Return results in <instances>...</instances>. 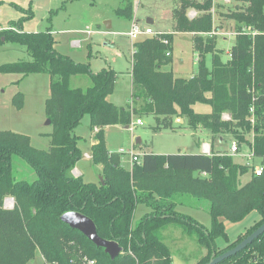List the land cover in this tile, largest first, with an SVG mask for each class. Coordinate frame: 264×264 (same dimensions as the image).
<instances>
[{"label":"trees","instance_id":"1","mask_svg":"<svg viewBox=\"0 0 264 264\" xmlns=\"http://www.w3.org/2000/svg\"><path fill=\"white\" fill-rule=\"evenodd\" d=\"M246 2L243 9L231 14L238 33L230 58L224 61L216 51L214 35L196 34L212 30V13H202L190 24L185 13L190 6L211 10L213 0L199 5L183 0L174 10L175 29L195 34V48L201 57L198 73L187 78L172 69L164 70L163 66L172 62V55H167L172 45L156 36L142 37L135 43L132 103L127 106L109 100L115 88V70L93 72L89 62L59 52L51 26L25 31L23 22L33 17L32 9L16 5L30 15L10 21L13 28L1 30L0 37L26 46L32 59L3 63L0 72L50 76L45 110L53 131L49 148L40 149L27 134L0 130V264H28L37 252L51 264H73L78 250L99 264H173L165 237L171 225L182 228L207 249L194 263L205 264L213 252L219 255L233 248L264 223V171L256 175L253 168L250 180L242 184L240 178L250 166L236 163L227 151L213 146L209 154L144 152L129 170L120 153L108 150L105 137L106 126H129L135 115H153L159 122L157 130L174 129V117H182L192 130L208 131L213 141L230 133L240 147L247 144L264 165V0ZM133 6L134 0H123L116 14L132 19ZM244 28L257 33H241ZM162 37L172 43V33ZM207 53H213L212 69L205 64ZM79 75L90 79L87 87L71 85L72 78ZM12 102L23 108L24 94L18 92ZM199 102L211 105L212 112H196L194 105ZM226 113L230 119H224ZM86 114L94 132L92 161L100 166L104 183L86 182L72 173L82 157V137L74 129ZM14 156L35 171L33 182L17 178ZM181 195L209 201V227L178 210ZM8 197L15 202L12 208L6 207ZM139 205L150 211L134 224ZM68 211L91 218L98 234L116 240L123 252L112 259L103 247L61 219ZM253 211L260 214V220L231 242L224 220L239 222ZM219 238L227 243L222 248L217 244ZM218 264H264V233Z\"/></svg>","mask_w":264,"mask_h":264},{"label":"rangeland","instance_id":"2","mask_svg":"<svg viewBox=\"0 0 264 264\" xmlns=\"http://www.w3.org/2000/svg\"><path fill=\"white\" fill-rule=\"evenodd\" d=\"M182 1L135 0L133 18L128 19L116 14V9L121 7L123 0H0V31L10 27V21L30 15V12L22 11L16 5L24 9L31 7L33 17L23 22L24 30L37 31L50 26L58 30H64L65 32H60L57 35V40L59 41L57 46L61 52L71 55L75 61L91 62L92 69L96 72L102 68L103 64H111L116 70L122 72L119 74L120 77L117 81L114 98L117 101L122 99L123 104V102H127L130 99L131 77L128 70L130 68L129 61L133 56L132 49H134V43H132L131 39L130 42L123 35L129 32L134 21L133 19L140 21L139 23L143 26L146 24L147 18H152L154 21L152 26L150 25L152 29L157 31L170 30L173 27L175 18L173 6L176 3L177 8H179ZM189 1H193L199 5L205 0ZM246 3V0H230L229 2L228 0H213L211 10L199 9L197 6H190L186 9L185 13L189 24L197 20V17L202 13H212V30L201 31L196 34L208 37L216 29L225 32V35H214L216 39V51L220 53L223 60L225 59L224 61L230 56L229 49L235 43L236 35L234 36V34L237 32L235 21L231 18V14L236 10L243 9ZM108 21L112 22L110 29L106 27ZM87 26L93 32L100 30V28L105 29L108 35L104 37L97 34L88 37V34L85 32ZM229 33L231 34L228 35ZM3 37H0V65L7 62L32 59L26 46L5 40ZM73 38L76 41L82 39L81 45L74 43L76 46H71L70 39ZM106 39H108L110 45L104 44ZM112 44L116 46L113 47ZM172 45L173 63L165 68L171 67L177 75L187 78L197 74L200 69V56L199 51L194 46L192 34H175ZM91 48L93 51L90 50ZM204 57L206 66L208 69H212L213 53H207ZM48 76L47 73L24 76L0 72V130L12 128L13 131L29 134L32 144L40 149L49 148V134L53 131V125L51 122H48L50 119L44 113L46 111V98L50 95ZM20 77H24V79L17 82V79ZM75 77L77 78H73L71 81L72 86L87 87L90 84V79L86 78V76L79 75ZM18 92L26 93V98L24 95V106L21 109L16 108L12 102L13 97ZM130 103H132V100H130ZM194 110L198 113H211L212 107L207 103L199 102L194 105ZM136 118H138V115H135L134 119ZM141 118L144 121L143 125H130L129 128H125L126 126L122 125H109L105 127V137L110 152L119 153L120 149L129 150L134 148L136 153L143 152L142 154L145 151L157 154L178 152L199 153L202 149L196 142L198 136L207 139L208 142L212 140L211 134L208 131L203 132L206 137L200 132L198 135H195V131L188 127L182 117L180 118L183 121L178 120L179 117H177L178 119L176 117L172 118L175 124L174 129L163 128L160 130L155 128L159 122L153 115L142 114ZM162 122L165 123V121ZM92 132L90 118L86 114L80 124L74 129V133L82 137L79 141L82 157L76 167L82 172L84 181L99 183L101 175L98 171L101 168L85 155L86 153H91ZM222 135L227 139L219 143L217 138V145L223 151L228 150L230 139L233 136L230 133H223ZM249 137L252 138V135H249ZM138 138L142 140V143L139 145L137 143ZM241 145V150L232 156L236 163L250 166L249 172L240 178L241 183L245 184L250 180L253 168L261 167L262 161L257 156H252L249 159L247 154L251 153L252 149L247 144L243 143ZM120 155L123 166L127 169L131 167L130 170H132L134 161L129 152L120 153ZM13 168L17 178L20 180L33 182L37 178L35 171L30 165L18 156H14ZM72 173H74L73 170ZM9 198L11 197L5 200V204ZM178 200L179 202L181 201V204L178 205V210L181 213L193 216L206 227L210 226V203L208 200L195 198L190 195H181ZM14 205L15 202L11 206L6 204V207L12 208ZM149 211L150 209L147 206L139 205L135 212L134 224ZM260 217L257 211H253L239 222L224 220L230 241H234L240 234L245 233L248 228L260 220ZM165 237L172 251L173 264H194L207 253V249L201 247L195 238L188 236L183 232L182 228L175 225H171L165 231ZM217 244L222 248L227 243L222 238H219L217 239ZM28 264H50V262H47L37 252Z\"/></svg>","mask_w":264,"mask_h":264},{"label":"built area","instance_id":"3","mask_svg":"<svg viewBox=\"0 0 264 264\" xmlns=\"http://www.w3.org/2000/svg\"><path fill=\"white\" fill-rule=\"evenodd\" d=\"M227 1V0H226ZM230 0H228L229 2ZM191 14H193L191 12ZM135 17V16H134ZM133 23H132V26L129 30V32L127 33L129 38L131 39L132 43H134V49H132V54L134 55L135 53V43L141 39L142 37H145V36H156L158 37L159 39H161L164 43L166 44H171L170 42V39L168 37H162V34H169V32H165V31H157V30H154L152 29L150 26H142L138 20L136 19H133ZM9 29L13 28V27H8ZM85 32L87 34H92V30L90 27H87L85 29ZM236 32V31H235ZM233 33V32H231ZM231 33H229L228 35H230ZM238 31L234 34L237 35ZM241 33H251L253 35H255L257 33V31H253V30H249L247 31V29H243V31ZM226 33L219 30V29H216V30H213V32H211L209 35L210 36H213V35H225ZM75 44H80V41H74ZM171 54V51H168L167 52V55H170ZM224 119H230V115L229 114H224ZM144 124V121L142 120V118H136L132 121L131 123V126L133 125H143ZM130 126V125H129ZM202 150H203V153H206V154H209L211 152V148L209 146L208 143H203L202 144ZM240 151V145H239V142L236 140V139H232L231 140V143H230V149H229V154L231 155H234V154H237L238 152ZM129 152L132 160L135 162H140V155H138V153L135 152V149L134 148H131L129 150H126V149H120L119 150V153H127ZM253 156V152L251 151V153L248 155L249 159ZM140 157V158H139ZM264 171V165H262L261 167L259 168H254V172L256 175H261ZM14 202V200L12 198H9L7 201H6V204L8 206H11V204ZM123 252V251H122ZM72 262L73 264H99L97 259L95 258H92L86 254H84L82 252V250H78L77 254L72 258ZM51 264V263H50Z\"/></svg>","mask_w":264,"mask_h":264},{"label":"crops","instance_id":"4","mask_svg":"<svg viewBox=\"0 0 264 264\" xmlns=\"http://www.w3.org/2000/svg\"><path fill=\"white\" fill-rule=\"evenodd\" d=\"M134 3H135V0H134ZM178 6H177V4L175 3V6H173V11L177 8ZM174 14V13H173ZM14 21H16V20H14ZM140 22V21H139ZM152 23H154V21H153V19L152 18H147V22H146V24H144L143 26H152ZM175 24H176V19L174 18V22H173V27L170 29V30H165V32H169V33H172V37L175 35V34H178V33H189V34H192V36H193V43H194V33L193 32H188V31H177L176 29H175ZM9 26H10V23H9ZM111 26H112V22H110V21H108L107 22V24H106V27H107V29H110L111 28ZM88 27V26H87ZM6 29H8V28H6ZM51 29H52V34H53V36L55 37V40H56V43H55V47H56V49L59 51V52H61L59 49H58V43H59V41L57 40V35L58 34H60V32H65L64 30H58L57 28H52V26H51ZM156 29V28H155ZM25 31H28V32H32V31H36V30H26L25 29ZM37 31H39V30H37ZM128 32V31H127ZM97 34H99V35H102V36H104V37H106V35H108V32H107V30H105V29H102V28H100V30H95L94 32H92V34H88L87 36L88 37H92L93 35H97ZM128 41H130V38H129V36H128V34L127 33H125L124 35H123ZM224 39H226V37H224ZM71 41V46H73V47H75L76 45H74V41H76V39L75 38H73V39H70ZM82 40V39H81ZM80 40V45H81V43H82V41ZM172 41H173V39H172ZM131 42V41H130ZM92 43V42H91ZM91 43H90V45H91ZM113 43V42H112ZM95 44V43H94ZM105 45H110L109 43H108V39H106V42L104 43ZM171 45H172V43H171ZM234 45V44H233ZM232 45V46H233ZM112 46L114 47V46H116L115 44H112ZM194 46H195V44H194ZM91 51H93V49L91 48L90 49ZM230 50L231 49H229V55H230ZM227 52H228V50H227ZM61 53H63V54H65L64 52H61ZM90 54H92V52H90ZM67 55H69V54H67ZM171 55H172V62L170 63V64H168V65H164L163 66V69L164 70H170V69H172L171 67L170 68H165V67H168V66H170L172 63H173V45H172V51H171ZM70 57H72L71 55H69ZM199 56H200V54H199ZM73 58V57H72ZM229 58H230V56H229ZM229 58H227L226 59V61L229 59ZM74 59V58H73ZM200 59H201V57H200ZM225 60V59H224ZM130 62V68H129V70H128V73H129V75H130V77H131V85H130V99H128L127 100V102L125 101V102H123V104H122V99L120 100V101H117V100H115V98H114V96H115V93H116V85H117V81H118V79H119V77H120V73H122V72H120V71H118V70H116L113 66H111V64H107V65H102L101 67L102 68H100L99 69V71L101 70V69H103V68H111V69H113V70H115L116 71V73H117V76H116V82H115V88H114V91H113V93L109 96V100L111 101V102H113V103H115L116 105H118V106H127L129 103H130V100H131V98H132V64H133V56L131 57V60L129 61ZM89 64H90V67H91V70L93 71V72H96V71H94L93 69H92V66H91V62H89ZM173 70V69H172ZM98 72V71H97ZM9 74H15V75H17L18 73H9ZM39 74V73H38ZM20 75H22V74H20ZM193 76V75H192ZM73 78H77V77H73ZM73 78H72V80H73ZM24 79V77H20V78H18L17 79V82H20V80H23ZM48 80L50 81V76H48ZM24 95H25V98H26V93L25 92H22ZM47 97V96H46ZM47 99V98H46ZM139 105V104H138ZM137 105V106H138ZM45 113V116H46V111L44 112ZM178 119V118H177ZM135 126V125H134ZM125 128H127V127H125ZM129 128V127H128ZM7 129H9V130H12V128L10 129V128H7ZM105 131H106V129H105ZM195 131V135H198L199 134V132L201 133V134H203V132H207L205 129H203V128H199V129H197V130H194ZM93 133V137L91 138V143H90V149H91V146L94 144V142H95V140H94V132H92ZM105 134H106V132H105ZM29 135V134H28ZM203 136H205V134H203ZM206 137V136H205ZM141 139V138H140ZM198 140L196 141L197 142V144L201 147V149H202V144L203 143H208L209 144V146H210V148H212V146L213 147H215V149L217 150V149H220V150H222L218 145H217V143L219 142V143H222V141H224L225 139H227V138H225V137H223V136H221L220 137V139H219V141L217 142V141H213V139L212 140H210L211 141V143H210V141L208 142V140L207 139H205V138H202V137H200V136H198V138H197ZM140 143H142V140H141V142ZM230 143H231V139H230ZM241 148H242V145H241V147H240V150H241ZM229 149H230V145H229V148H228V150H224V151H227L228 153H229ZM223 151V150H222ZM146 152V151H145ZM149 152V151H148ZM201 152H203V150H201ZM142 153L143 152H141V153H138V155H142ZM198 153V152H197ZM164 154V153H163ZM250 153H248L247 154V157H248V155H249ZM87 157H89V158H91V160H92V155H91V153H86L85 154ZM249 158V157H248ZM134 164V163H133ZM77 165V164H76ZM98 169V168H97ZM129 170L131 169V167H129L128 168ZM99 170V169H98ZM74 175L75 176H82L83 177V175H82V172H80L79 171V169L77 168V167H75L74 168ZM99 172V174L101 175V169L98 171ZM102 176V175H101Z\"/></svg>","mask_w":264,"mask_h":264},{"label":"water","instance_id":"5","mask_svg":"<svg viewBox=\"0 0 264 264\" xmlns=\"http://www.w3.org/2000/svg\"><path fill=\"white\" fill-rule=\"evenodd\" d=\"M178 120L183 121V119L180 117ZM48 122L51 121L49 120ZM126 127L128 128L129 126ZM140 142L141 139L138 138L137 143L140 144ZM100 181L104 183L102 176H100ZM61 219L65 223H67L70 227L81 231L97 246L103 247L105 252L108 253L112 259H114L115 257H117L119 254L122 253L123 251L122 246L116 240H108L102 238L98 234L97 227L94 221L88 216L84 215L83 213L77 211H68L62 215ZM263 233H264V223L233 248L219 255H216V253L213 252L210 260L205 264H218L224 259L229 258L232 255H235L236 253L245 249L249 244H251L256 238H258Z\"/></svg>","mask_w":264,"mask_h":264}]
</instances>
